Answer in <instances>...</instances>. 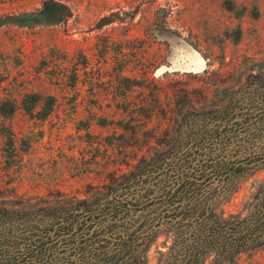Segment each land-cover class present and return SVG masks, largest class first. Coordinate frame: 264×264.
Masks as SVG:
<instances>
[{
	"label": "rangeland",
	"instance_id": "1",
	"mask_svg": "<svg viewBox=\"0 0 264 264\" xmlns=\"http://www.w3.org/2000/svg\"><path fill=\"white\" fill-rule=\"evenodd\" d=\"M186 46L204 60L203 71L186 69ZM256 98L264 100V0H0V204L16 192L39 208L102 206L117 180L163 160L173 167L193 161L190 138L204 121L214 131ZM236 121L226 129L229 148L264 149V127ZM239 184L216 217L254 212L247 197L262 189L264 164ZM0 210L8 221L29 213ZM29 218L45 231L47 217ZM27 227L11 226L5 241L27 240L35 234ZM167 240L162 230L152 252ZM168 245L170 256L175 244ZM238 263L264 264V253Z\"/></svg>",
	"mask_w": 264,
	"mask_h": 264
},
{
	"label": "trees",
	"instance_id": "2",
	"mask_svg": "<svg viewBox=\"0 0 264 264\" xmlns=\"http://www.w3.org/2000/svg\"><path fill=\"white\" fill-rule=\"evenodd\" d=\"M33 97L31 103L39 106L42 99ZM47 99L50 112L54 102L52 97ZM263 101L250 99L243 108L235 107L214 131L208 130L204 121L190 138L188 156L193 161L173 167L166 166L163 160L159 167L148 165L130 178L117 180L109 194L112 197L106 198L102 206L44 203L49 207L39 208L36 200L15 192L12 200L6 199L0 206L29 213H17L18 219L8 221L0 210V264H150L154 255V264H239L244 256L264 253V185L247 197L254 212L246 218L240 214L231 216L233 220L215 216L220 206L225 209L226 203L221 202L224 196H235L244 175L264 164V149L252 151L244 144L230 149V138L225 136L231 119L237 120L232 123L235 127L248 122L255 131L264 127L262 122L256 125L257 118L264 114ZM11 108L14 111L15 105ZM239 118L244 121L239 123ZM250 135L254 137L256 132ZM170 172L172 178L168 176ZM21 215L26 216L23 219ZM108 215L109 218L100 219ZM27 216L47 217L45 231L40 234L43 223ZM79 216L82 220L74 221ZM15 225V232L24 225L28 226L26 233L35 234L10 245L5 239L12 236H5L13 231L6 230ZM162 230L168 240L162 243L164 250L155 246L153 253L151 248ZM171 240L175 246L172 255L167 256ZM215 251L219 253L214 263L208 261Z\"/></svg>",
	"mask_w": 264,
	"mask_h": 264
},
{
	"label": "water",
	"instance_id": "3",
	"mask_svg": "<svg viewBox=\"0 0 264 264\" xmlns=\"http://www.w3.org/2000/svg\"><path fill=\"white\" fill-rule=\"evenodd\" d=\"M158 34H160V37L162 39H164L165 41L169 42L170 45H173V46H176L177 44L181 43L180 39L175 36V35H172L168 32H158ZM186 49H187V52H189V62H190V65L188 67H186V69L188 71H191V72H200V71H203L204 69V60L198 56L197 54H195V52L188 46H186ZM188 55V54H187ZM196 61L198 63V66H194L192 61ZM165 69V68H163ZM162 69V70H163Z\"/></svg>",
	"mask_w": 264,
	"mask_h": 264
},
{
	"label": "bare ground",
	"instance_id": "4",
	"mask_svg": "<svg viewBox=\"0 0 264 264\" xmlns=\"http://www.w3.org/2000/svg\"><path fill=\"white\" fill-rule=\"evenodd\" d=\"M188 53H189V52H188ZM189 55H191V54H189ZM191 56H192V55H191ZM192 63H193L194 66H198V63H197L196 61L193 60Z\"/></svg>",
	"mask_w": 264,
	"mask_h": 264
}]
</instances>
